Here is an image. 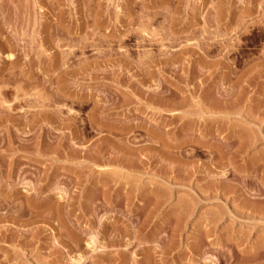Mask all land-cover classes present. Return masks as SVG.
<instances>
[{
	"label": "rangeland",
	"instance_id": "rangeland-1",
	"mask_svg": "<svg viewBox=\"0 0 264 264\" xmlns=\"http://www.w3.org/2000/svg\"><path fill=\"white\" fill-rule=\"evenodd\" d=\"M0 264H264V0H0Z\"/></svg>",
	"mask_w": 264,
	"mask_h": 264
}]
</instances>
